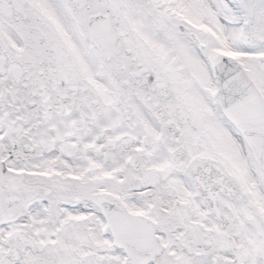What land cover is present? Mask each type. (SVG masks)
<instances>
[{
	"label": "snow or ice",
	"instance_id": "6c2138e0",
	"mask_svg": "<svg viewBox=\"0 0 264 264\" xmlns=\"http://www.w3.org/2000/svg\"><path fill=\"white\" fill-rule=\"evenodd\" d=\"M0 264H264V0H0Z\"/></svg>",
	"mask_w": 264,
	"mask_h": 264
}]
</instances>
